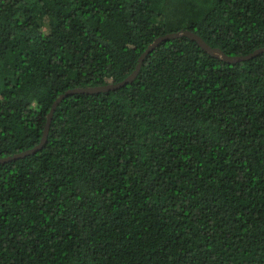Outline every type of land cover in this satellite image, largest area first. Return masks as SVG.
Masks as SVG:
<instances>
[{
    "label": "trees",
    "instance_id": "16d2710c",
    "mask_svg": "<svg viewBox=\"0 0 264 264\" xmlns=\"http://www.w3.org/2000/svg\"><path fill=\"white\" fill-rule=\"evenodd\" d=\"M188 30L264 47V0H0V158L53 102ZM0 264H264V52L162 41L0 164Z\"/></svg>",
    "mask_w": 264,
    "mask_h": 264
},
{
    "label": "water",
    "instance_id": "95a60500",
    "mask_svg": "<svg viewBox=\"0 0 264 264\" xmlns=\"http://www.w3.org/2000/svg\"><path fill=\"white\" fill-rule=\"evenodd\" d=\"M180 37H186V38L196 42V44L205 53L209 54L213 58H216L218 60L224 61V62L229 63V64L248 60V59H250V58H252V57L264 52V47H263V48H260L258 50H255L254 52H252L251 54H248L246 56H232V57H230V56H226L220 49L210 47L198 35L190 32L188 30H181L179 32L170 33V34L161 36V37L155 39L146 48V50L140 55L135 69L123 81L118 82L116 84H109V85H105V86L88 87V88H74V89L68 90L65 93L61 94L53 102V104L51 106V109H50V111L48 113L46 124H45V128L43 130V134H42V137H41V140H40L39 144L36 145L35 147L29 149V150L14 154L12 156H7V157H4V158H0V164L1 163H5V162H10V161H13V160H17V159L23 158L25 156L34 154L35 152H37L38 150L41 149V147L43 146V144L46 141L48 130H49V125H50L53 113H54L55 109L57 108V106L59 105V103L61 102L62 99H64L65 97H67L69 95H74V94H95V93L106 92V91H110V90H116L118 88H121V87L125 86L126 84L132 82L136 78V76H137V74H138V72H139V70L141 68V64H142L144 58L151 51H153L157 47V45L159 43H161L162 41L168 40V39L180 38Z\"/></svg>",
    "mask_w": 264,
    "mask_h": 264
}]
</instances>
